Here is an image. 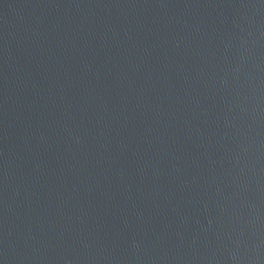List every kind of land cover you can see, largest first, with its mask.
Listing matches in <instances>:
<instances>
[{
    "label": "water",
    "instance_id": "obj_1",
    "mask_svg": "<svg viewBox=\"0 0 264 264\" xmlns=\"http://www.w3.org/2000/svg\"><path fill=\"white\" fill-rule=\"evenodd\" d=\"M0 264H264V0H0Z\"/></svg>",
    "mask_w": 264,
    "mask_h": 264
}]
</instances>
